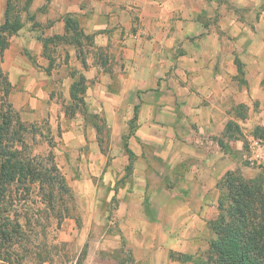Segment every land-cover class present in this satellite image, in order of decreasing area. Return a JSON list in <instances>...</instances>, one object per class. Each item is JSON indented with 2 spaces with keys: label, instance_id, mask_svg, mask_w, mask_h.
Instances as JSON below:
<instances>
[{
  "label": "crops",
  "instance_id": "1",
  "mask_svg": "<svg viewBox=\"0 0 264 264\" xmlns=\"http://www.w3.org/2000/svg\"><path fill=\"white\" fill-rule=\"evenodd\" d=\"M5 24L0 67L21 121L55 111L52 84L70 87L79 72L90 111L115 113L116 128L137 114L114 249L130 264H199L214 238L218 182L261 169L241 158L251 137L264 141V0H0ZM230 120L238 137L225 133ZM153 157L179 161L164 175L180 184L154 186Z\"/></svg>",
  "mask_w": 264,
  "mask_h": 264
},
{
  "label": "rangeland",
  "instance_id": "2",
  "mask_svg": "<svg viewBox=\"0 0 264 264\" xmlns=\"http://www.w3.org/2000/svg\"><path fill=\"white\" fill-rule=\"evenodd\" d=\"M55 81L51 91L55 111L40 120L25 122L28 130L24 132V141L32 154L47 155L52 151L72 196L50 211L37 202L35 188L30 201L18 209L21 214L18 234L0 239V264H130L128 252L114 249L113 235L117 231L115 209L119 203L116 190L135 169L134 154L131 151L129 157L124 142L128 147L127 138L135 130L136 117L130 120L128 127H113L112 123L119 120V116L110 111H90L87 100L80 97V86V92L71 96L68 81L59 78ZM13 82L17 90L22 88L20 80ZM1 96L0 86V102ZM123 99L125 112L120 116L126 117L128 107L126 98ZM147 149L150 147L144 148ZM241 159L243 166L255 168ZM177 162L160 163L156 157L146 161V168L152 171V184L158 186L160 179L167 186L180 184L172 176L164 175L165 164L178 170ZM236 171L252 178L260 169L242 172L238 168ZM23 202L18 201V204ZM37 208L43 211L35 213ZM9 219L12 220V216Z\"/></svg>",
  "mask_w": 264,
  "mask_h": 264
},
{
  "label": "trees",
  "instance_id": "3",
  "mask_svg": "<svg viewBox=\"0 0 264 264\" xmlns=\"http://www.w3.org/2000/svg\"><path fill=\"white\" fill-rule=\"evenodd\" d=\"M67 22L74 29V21L68 19ZM3 29L12 30L7 24L0 26V31ZM6 43V35L0 33V60ZM76 76L78 80L70 85V94L74 96L81 90L82 97L86 89L85 79L80 72ZM0 78V239H7L18 234L21 226L18 209L27 204L35 188L39 197L37 202L50 211L55 210L58 203L71 198L72 192L52 151L47 155H38L28 150L24 141L28 126L6 99L10 83L1 67ZM136 116L135 112L133 117ZM225 133L233 138L238 137L240 130L230 120ZM254 135L261 137L257 130ZM124 147L131 157L132 152L126 142ZM218 186L222 192L218 213L209 221L214 238L210 240L205 258L199 264H264V166L252 178H246L236 170L227 171ZM21 200L24 202L18 204ZM35 210V213L43 211L42 208Z\"/></svg>",
  "mask_w": 264,
  "mask_h": 264
},
{
  "label": "built area",
  "instance_id": "4",
  "mask_svg": "<svg viewBox=\"0 0 264 264\" xmlns=\"http://www.w3.org/2000/svg\"><path fill=\"white\" fill-rule=\"evenodd\" d=\"M247 149L244 151V159L251 166H264V141L257 137H251Z\"/></svg>",
  "mask_w": 264,
  "mask_h": 264
}]
</instances>
